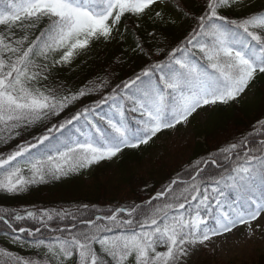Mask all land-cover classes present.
<instances>
[{
  "label": "snow or ice",
  "instance_id": "1",
  "mask_svg": "<svg viewBox=\"0 0 264 264\" xmlns=\"http://www.w3.org/2000/svg\"><path fill=\"white\" fill-rule=\"evenodd\" d=\"M162 5L192 21L175 46L136 37L146 60L119 82L58 79L96 45L122 41V21L176 24ZM0 26V146L14 144L0 152V193L10 196L147 146L264 77V7L252 0H203L198 14L182 0H0ZM241 226L249 239L264 231V119L139 203L0 207V234L35 254L0 247V264H188Z\"/></svg>",
  "mask_w": 264,
  "mask_h": 264
},
{
  "label": "trees",
  "instance_id": "2",
  "mask_svg": "<svg viewBox=\"0 0 264 264\" xmlns=\"http://www.w3.org/2000/svg\"><path fill=\"white\" fill-rule=\"evenodd\" d=\"M202 2L203 0H182L194 14L200 12ZM252 5L254 9H260L264 7V0H258ZM161 7L167 15L177 20L176 24L162 25L149 17L122 21V25L126 24L128 27L122 41L96 45L87 56L77 59L70 68L66 67L60 71L58 79L65 81L74 89L96 76L110 75L115 82H119L134 69L139 70L146 60L132 51L136 37H140L146 45L151 44L153 47L157 44L175 46L183 39L192 21L182 20L170 5ZM251 10L244 9L241 12L227 14L235 18ZM136 24L140 25L139 29L135 28ZM149 32L156 33L154 40L148 36ZM248 93V96L239 99L238 103L217 105L209 109L205 122L196 126L192 138L182 146L189 152H170L168 149L158 152L160 146L155 138L147 146L125 149L119 158L102 162L78 175L33 185L27 192L18 196L0 193V207L75 210L77 206L83 204L106 208L132 201L139 203L154 194L155 190L166 184L185 166L200 157H206L218 146L232 141L244 130L249 129L257 120L264 119V77L258 79ZM95 98H86L82 103H90L91 99ZM72 110L74 109H70ZM13 146L14 144L0 146V152L8 151ZM183 156L188 157L183 159ZM0 247L25 257L35 255L29 249L13 244L11 238L3 234H0ZM214 260L215 256L204 248L197 257L193 253L188 264H213ZM255 264H264V256Z\"/></svg>",
  "mask_w": 264,
  "mask_h": 264
},
{
  "label": "rangeland",
  "instance_id": "3",
  "mask_svg": "<svg viewBox=\"0 0 264 264\" xmlns=\"http://www.w3.org/2000/svg\"><path fill=\"white\" fill-rule=\"evenodd\" d=\"M256 1L258 0H252V3ZM248 94L247 92L242 98H246ZM208 111L209 109H205L194 115L187 126H178L176 130L160 134L157 138L160 146L158 152H162L163 149H168L170 152H189L182 146L192 138L196 126L205 122ZM183 157L187 159L188 156ZM201 249L204 247L194 252L195 257ZM206 250L215 256L213 264H255L260 257L264 256V231L257 230L256 235L249 239L246 229L241 226L238 230H234L227 239H216L214 244H210Z\"/></svg>",
  "mask_w": 264,
  "mask_h": 264
}]
</instances>
